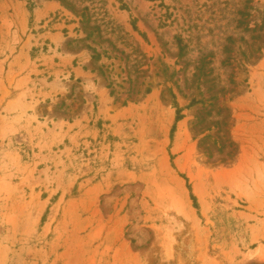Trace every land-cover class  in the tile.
Instances as JSON below:
<instances>
[{"label": "rangeland", "instance_id": "374dc122", "mask_svg": "<svg viewBox=\"0 0 264 264\" xmlns=\"http://www.w3.org/2000/svg\"><path fill=\"white\" fill-rule=\"evenodd\" d=\"M0 264H264V0H0Z\"/></svg>", "mask_w": 264, "mask_h": 264}, {"label": "trees", "instance_id": "16d2710c", "mask_svg": "<svg viewBox=\"0 0 264 264\" xmlns=\"http://www.w3.org/2000/svg\"><path fill=\"white\" fill-rule=\"evenodd\" d=\"M180 120V117L179 118H177V121H179Z\"/></svg>", "mask_w": 264, "mask_h": 264}]
</instances>
